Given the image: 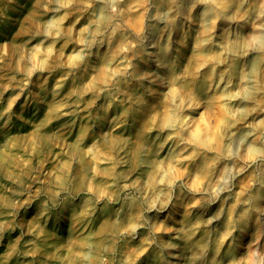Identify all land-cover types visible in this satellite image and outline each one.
I'll list each match as a JSON object with an SVG mask.
<instances>
[{
	"label": "clouds",
	"instance_id": "9594fccd",
	"mask_svg": "<svg viewBox=\"0 0 264 264\" xmlns=\"http://www.w3.org/2000/svg\"><path fill=\"white\" fill-rule=\"evenodd\" d=\"M31 4L17 40L0 33V64L13 66L0 102L17 89L0 127L28 123L16 108L40 98L37 80L43 90L57 72L65 75L49 85L52 101L26 142L27 158L5 177L13 196H0V248L9 233L20 240L0 264H37L54 221L66 224L62 238H82L74 256L57 253L58 264H264V0ZM23 7L0 0V22ZM88 97L91 123L76 136ZM96 108L102 114L94 116ZM35 111L39 118V104ZM67 129L75 144H65L54 182L45 183L37 150L60 143ZM105 152L104 167L85 168L77 189L79 169ZM26 179L40 183L35 196ZM81 205L87 220L73 230L69 215ZM33 211L38 222L26 235L21 215ZM100 217L111 228L97 237Z\"/></svg>",
	"mask_w": 264,
	"mask_h": 264
},
{
	"label": "rangeland",
	"instance_id": "374dc122",
	"mask_svg": "<svg viewBox=\"0 0 264 264\" xmlns=\"http://www.w3.org/2000/svg\"><path fill=\"white\" fill-rule=\"evenodd\" d=\"M20 3L24 5L23 8L19 9L18 12L9 13L12 17V21H3L0 22V33L4 34L8 39L9 42H13L19 38L21 30L25 23V17L27 13L31 9V0H20ZM13 74V66L10 63L0 64V85L8 84V77ZM65 73L63 71L57 72L55 76L49 81V85L54 86L56 81L64 76ZM20 79V77H17ZM91 79V76L88 77ZM42 83L41 80H37L36 85H34L35 90L40 93V98L37 99L36 97L33 98H25L16 108L17 113L24 111L25 119L28 123H24L23 121L16 120L14 121V126L11 130L5 129L0 127V196L4 197H12V184L8 181L5 177L10 171H17V165L20 164L21 160L27 158L26 156V149L28 152L31 151L32 145L30 143H26L30 140L31 136L35 132L36 126L40 123L41 120L44 118V114L47 112V108L52 101V96L50 94L51 90L49 85H45L44 89H40L38 85ZM2 90V89H0ZM17 89L10 88L7 92L4 93L3 101L0 102V111H3L4 108L7 107L9 100L12 96L15 95ZM73 91L72 81H69V87L64 91L63 95L67 97ZM91 97L85 101L82 107L85 109L81 113V119L75 129L76 136H79L81 131L86 129L90 125V121L85 119L88 115L87 111V104L91 101ZM25 103L31 105L25 111L24 105ZM41 106V115L37 118V114L35 108L37 105ZM130 106H125L124 108L120 109L118 114H114L116 116H122L125 108ZM93 115L102 114L98 108L92 110ZM65 120H61L54 124V129H59L64 127ZM111 123V120L109 121ZM145 121H141V128L143 127ZM114 128H118L119 125H113ZM53 129H49L52 131ZM140 129H137L139 132ZM113 135H117V133H113ZM65 144L73 145L75 144V138L73 137L72 129H67L66 131L60 133V143L58 144H45L43 147V151L37 150V155L35 159V164L37 167L42 169V175L40 179H42L45 183H47L50 179H54L52 177V173L55 172L58 166H62L65 160V152L62 150L64 149ZM107 156V153L98 154L96 158L92 161L83 165L79 171L77 172V183L76 188L78 189L80 183L83 182L85 172L84 169L96 165L100 168L104 167V159ZM107 182L106 176L101 173V179L98 182L99 186H103ZM25 186L29 192L35 196L36 192L39 191L41 185L40 183L35 182V180H25ZM27 193L24 196V199H27ZM6 210L0 205V213L5 212ZM101 211L107 214V207H102ZM27 217V219H25ZM21 220L25 223V234L27 235V231L31 228L35 223L38 222V214L33 212H25L21 215ZM87 220V209L83 205L78 208L72 209L69 215V226L73 230H75L74 226L80 222ZM90 222V221H89ZM111 225L107 222L106 219L103 217L99 218L98 225L94 233L92 235H96L97 237L101 236L109 230ZM66 229V224L61 222L59 225V229L56 227L55 221L49 228L46 230L44 238L39 242L38 251L40 253L39 258L37 260V264H58L57 262V253L63 252L64 257L74 256L75 252L73 250V245H79L82 242V238L77 235L72 240H68L62 238L59 235V232H64ZM82 231V230H81ZM20 240L19 233L13 235L9 233L4 247L0 248V256H3L12 246H14L17 241ZM21 249L27 247V241L23 240L20 241ZM13 264H16L13 261Z\"/></svg>",
	"mask_w": 264,
	"mask_h": 264
}]
</instances>
